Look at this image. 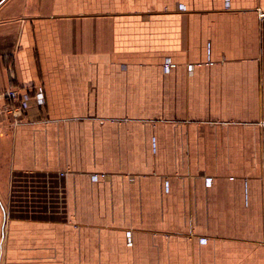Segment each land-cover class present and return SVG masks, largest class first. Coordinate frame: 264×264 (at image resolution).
I'll return each instance as SVG.
<instances>
[{"label":"crops","instance_id":"crops-1","mask_svg":"<svg viewBox=\"0 0 264 264\" xmlns=\"http://www.w3.org/2000/svg\"><path fill=\"white\" fill-rule=\"evenodd\" d=\"M8 87L0 264H264V0H0Z\"/></svg>","mask_w":264,"mask_h":264},{"label":"built area","instance_id":"built-area-1","mask_svg":"<svg viewBox=\"0 0 264 264\" xmlns=\"http://www.w3.org/2000/svg\"><path fill=\"white\" fill-rule=\"evenodd\" d=\"M164 65L165 69L168 70L171 62L167 61ZM36 96L41 101L42 93L37 92ZM30 97L31 94L29 92L20 91L15 87L0 89V115L15 117L23 115L28 108ZM99 176V173H95L93 178L97 179ZM209 181H211V178ZM129 240L132 241V234H129ZM202 240L206 241L205 238H202Z\"/></svg>","mask_w":264,"mask_h":264}]
</instances>
